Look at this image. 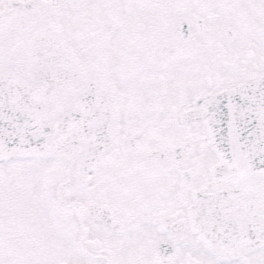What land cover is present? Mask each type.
I'll list each match as a JSON object with an SVG mask.
<instances>
[{"label":"snow or ice","instance_id":"snow-or-ice-1","mask_svg":"<svg viewBox=\"0 0 264 264\" xmlns=\"http://www.w3.org/2000/svg\"><path fill=\"white\" fill-rule=\"evenodd\" d=\"M0 264H264V0H0Z\"/></svg>","mask_w":264,"mask_h":264}]
</instances>
